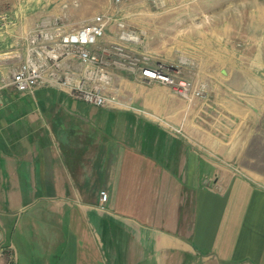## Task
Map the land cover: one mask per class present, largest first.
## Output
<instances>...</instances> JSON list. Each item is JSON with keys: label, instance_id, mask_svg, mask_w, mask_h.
I'll return each instance as SVG.
<instances>
[{"label": "crops", "instance_id": "crops-1", "mask_svg": "<svg viewBox=\"0 0 264 264\" xmlns=\"http://www.w3.org/2000/svg\"><path fill=\"white\" fill-rule=\"evenodd\" d=\"M5 1L3 80L27 31L63 2ZM83 15L66 30L93 18ZM106 70L101 94L115 101L105 107L49 87L0 91L2 259L13 264L20 224L34 241L49 235L52 264H264V74L226 68L206 100L188 102L139 73Z\"/></svg>", "mask_w": 264, "mask_h": 264}, {"label": "rangeland", "instance_id": "rangeland-1", "mask_svg": "<svg viewBox=\"0 0 264 264\" xmlns=\"http://www.w3.org/2000/svg\"><path fill=\"white\" fill-rule=\"evenodd\" d=\"M79 1L82 0H63L57 4L58 15L57 8H48V13L53 14L47 20L57 18L68 29L83 14L89 18L104 16L107 20L104 42L118 44L129 54L145 56L153 66L171 67L175 71L172 76L189 82L191 90L184 97L165 86L188 102L206 100L207 82H218L217 76L226 68H233L234 73L264 74V0ZM74 4L77 7L70 19L61 15ZM10 5L0 0V15L5 18L0 21L1 28L11 25ZM196 91L203 96H196ZM46 237L44 241H34L32 234L25 233L19 224L13 235V264H52L56 244L49 235Z\"/></svg>", "mask_w": 264, "mask_h": 264}, {"label": "built area", "instance_id": "built-area-1", "mask_svg": "<svg viewBox=\"0 0 264 264\" xmlns=\"http://www.w3.org/2000/svg\"><path fill=\"white\" fill-rule=\"evenodd\" d=\"M5 18L0 15V21ZM1 26L3 22L0 23ZM107 26L104 16H94L84 25L66 30L57 18L36 24L25 36V54L8 79H0V91L11 88L16 92H31L39 87L67 91L73 98L95 107H105L113 98L101 94V84L109 82L107 67L113 66L139 73L146 82H158L171 87L180 96L187 97L191 84L176 79L161 66H153L145 56L129 54L123 47L112 43L101 47L99 40ZM78 61L82 74L77 77L73 62ZM203 96L201 91L194 93ZM107 202V194L100 193V209ZM0 264H9L2 259Z\"/></svg>", "mask_w": 264, "mask_h": 264}]
</instances>
